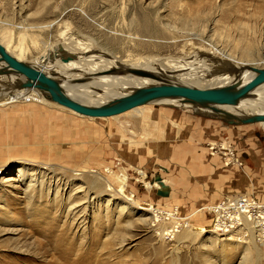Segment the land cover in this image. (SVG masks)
I'll return each mask as SVG.
<instances>
[{
	"label": "rangeland",
	"instance_id": "rangeland-1",
	"mask_svg": "<svg viewBox=\"0 0 264 264\" xmlns=\"http://www.w3.org/2000/svg\"><path fill=\"white\" fill-rule=\"evenodd\" d=\"M67 24L72 30L66 39L60 32ZM4 34L10 35L11 47L19 43L23 57L45 55L64 70H73L72 62L84 63L90 54L96 55L94 61L169 57L183 69L190 62L194 75L168 80L210 87L236 77L222 73L238 74L249 65L264 68V0H0ZM79 45L84 49H75ZM245 48L253 51L242 59ZM229 63L240 66L223 70ZM209 68L215 73L207 74ZM30 105L0 109V168H10L0 175V264H70L60 253L74 261L82 254L80 264H264V229L250 234L240 225L218 233L211 215L200 208L231 195L215 183L227 173L236 182L240 175L248 183L244 190L252 188L248 194L264 203L260 124H228L219 112L163 103L126 112L138 115L131 125L123 124L126 114L78 122L52 104ZM144 109L153 111L155 133L162 136L149 133L153 124L143 121ZM66 115L72 117L67 124ZM212 123L220 128L217 135ZM129 137L135 146L124 140ZM20 139L25 154L11 150ZM26 155L59 165H26L21 160ZM18 165L26 167V177ZM94 170L119 191L126 179L128 197L137 204L109 201L106 182H96ZM157 176L170 186L169 196L146 184H155ZM217 190L221 194L215 197ZM157 216L164 218L156 221ZM190 226L201 235L178 238L189 234Z\"/></svg>",
	"mask_w": 264,
	"mask_h": 264
},
{
	"label": "bare ground",
	"instance_id": "bare-ground-1",
	"mask_svg": "<svg viewBox=\"0 0 264 264\" xmlns=\"http://www.w3.org/2000/svg\"><path fill=\"white\" fill-rule=\"evenodd\" d=\"M65 22H66V20H65ZM63 28H64V30H62L60 32V35L64 36L66 38L67 35L71 34V30L72 29L70 28V26L68 24L66 26H64ZM32 39H34L35 42H38V40H40L36 36H34V38H32ZM0 42L3 45H5L9 50L14 52L19 58L28 61L34 67L44 71L47 75H49L50 77H52L55 80H57V82L59 83L61 88L71 98H73V99H75L77 101L83 102V103H85L87 105H91V106L99 105V104H105V103L111 102V101H113V100H115L117 98H120L123 95H126V94H129V93L133 92L135 89H137L139 87H142V86H150V85L161 84V83H172V84H182V85L197 86V85H192V84H189V83L185 84L184 82L168 80L166 78V77H169V76L181 77V76H185L187 74H189L190 77H193V75H194V72H193V70L191 69V66H190V62L185 63L184 66H186V65L187 66L185 67V69H183V66L179 65L177 67V66L174 65L176 62H174V61L171 62V60L169 61L168 60L169 57L164 59V60L162 58H160V57L138 56V57H133V59H125V60H119V59H115V58L114 59L113 58L112 59L101 58V59H99V61H94L93 58H95L96 55L90 54L89 56H87V60L84 63L79 62L80 60L77 61V62H75V61L72 62V64H74L73 65L74 66L73 70H71L72 68H70V67L68 68V66H69L68 64H66L68 69L64 70V69H62V67L60 65L58 66L59 62H57V63L53 62L56 59L51 58V59H53L52 62H51V59L49 58V60H48V57L45 56V55H42L41 57H38L37 59H34V60L33 59L30 60V59H27V58L23 57L22 55H20L17 52V48L19 46L18 45L19 43L17 45H15L14 47L10 46V44H9L10 35L9 34H4L3 36L1 35L0 36ZM78 44H80L79 41H78ZM247 45H249V44L247 43ZM81 46L83 47V45H79L77 48L75 47V49H77V50H79L78 48H80V50L84 49ZM249 46H246V47H249ZM89 48L85 49V50H82V52L83 53H85V52L87 53L89 51ZM252 51H251V48H245L241 52V58L242 59L243 58H250V55H251ZM73 52L74 51H72V53ZM59 53L62 54V52H60V51H59ZM63 53H66V52H63ZM63 56L65 57V54H62V57ZM67 56H66V58H67ZM69 56H70V54H69ZM69 56H68V58H69ZM78 57H79V55H78ZM84 59L85 58H83V60ZM68 62H69V60L67 61V63ZM163 62H165V63H163ZM73 66H71V67H73ZM239 66L229 63L228 67H226L223 70H228V69H232L234 67H239ZM251 66L252 65H249L250 68L242 66V68L240 69L238 74L237 73L234 74V72L222 73V74H233L236 77L235 78H231V80L229 79L230 82L226 81V83L220 84V85H216V86H224V85L232 84V83H235V82H240L241 84H244V83L248 82L257 73V69H259V68H257V69L253 70V68H251ZM252 67H254V66H252ZM68 70H70V71H68ZM180 71H181V73H180ZM215 71H216V69L212 70L211 68H209V70L207 71V74L209 73V75L210 74L212 75V74L215 73ZM178 74H180V75H178ZM220 74L221 73H219L218 75H220ZM55 75H57V76L59 75L58 77H60V78H58ZM199 75L203 76V75H206V74L203 73V74H199ZM214 77H216V76H214ZM182 78H184V77H182ZM153 79H156V80H153ZM160 80H162V81H160ZM25 81H26L25 77L23 75H19V74L18 75L17 74H11V75L0 76V91H1L0 92V109L1 108L5 109L6 107L7 108H21L20 106L23 107V105H25V104L29 103V105H30V103H32V102H39V103L45 104L44 107H46V104L47 105H49V104L51 105L52 104V105L56 106V108H59V110L65 112V113L67 111L68 114H70L71 116L77 117L79 119L78 122H80V121H87L88 122V121H91V120L92 121H96L98 119L99 120H104V119H108V118L113 117V116H110V117H93V116H87V115L80 114V113L76 112L75 110H73V109H71L69 107H66L64 105H61V104L51 100V98L48 96L47 92L40 91V90L35 89V88L26 87L25 86ZM155 103H163L165 105H171V106L182 105V106L192 107L193 111H200V112L202 111V112L215 113V111L211 110L209 107L198 106L197 104H194V103H192L190 101H187L185 99H182V98H161V99H155V100L150 101L149 103H147L145 105H142V106L153 105ZM33 106H34V103H33ZM142 106L133 108V109L128 110L126 112H130V111H134V110L135 111L136 110H140L139 108H141ZM219 108L222 109L221 113L220 112L219 113L216 112V113L219 114L221 117H223V118L224 117H226V118L230 117V118H234L237 121H239L242 118L255 116L257 114H264V83L260 84L255 89H253L251 91V93H249L247 96H245L242 99H240V101H239V103L237 105H235V106H219ZM144 111H145V113L141 110V113L143 114L142 115L143 121L151 122L153 124V129H151V132H149V133L153 134V136H156V137H157L158 134H159V136H162L160 134V132L155 133L158 128L155 127V124L153 123V121H155L154 120L155 116H154L153 111H151V110H147L146 111L145 109H144ZM52 112H53V110H52ZM126 112L118 114V115H114V117L115 116H121L122 114H126ZM71 116H67V115L65 116L66 117L65 123L68 122V119L72 118ZM137 116L135 115L134 117H137ZM134 117H132V115L130 116V115L126 114L125 118L123 120L124 121L123 124L124 125H126V124L131 125L132 122H135V118ZM46 118H48V117H46ZM43 121H44V119H43ZM47 121H49V120H47ZM62 124H64V122H62ZM237 124H243V123L239 122ZM247 124H249V123H247ZM255 124H257V125L260 124V126L264 127V121H259V123L255 122ZM48 126H49V124H48ZM57 126H59V125H57ZM46 129H44V130H46ZM124 140H126L129 143V144L126 143L128 145L135 146L137 144V141H135V139L130 138V137L129 138H125ZM20 141H21V143L23 145L24 144V139H20ZM29 142H31L30 139H29ZM145 142L142 143V145L146 146L147 143H145ZM122 143H124V142H122ZM35 144L38 145L37 143H35ZM223 144H224V147H225L226 143H223ZM41 147L38 148L40 151H41ZM43 147H45L44 144H43ZM45 148L48 151H51V150L54 151L55 150V148L52 147L51 145L50 146L46 145ZM20 154H25L23 149H21V153ZM21 160H22V162H26L25 163L26 165L34 163V162L39 163V165H43V167L44 166H48L49 168L51 166H53V165H59L57 161L52 162V160L46 161V162H41V161L38 160V156H36V158H31L28 155H26V157L21 158ZM233 162H235V161H233ZM17 168H18V171L20 173H22V175L24 177L27 176V174H26L27 173V169H26V167L24 165H18ZM64 168H66V167H64ZM9 169L10 168H8V169L0 168V175L3 174V172H5L6 170L8 171ZM67 169H69V168H67ZM70 170H72V169H70ZM73 171H78V170H74L73 169ZM93 173H95L96 182H102V184L104 183L99 178H101L102 180H104L106 182V184H105L106 187H107L106 190L111 193L109 201H112V197H113L114 199H121V200L123 199L125 201V203L128 204V205L137 204L135 201L131 200L132 199L131 197H130L131 199L128 197L129 193H128V190H127V188L125 186L126 183H127L125 181L126 179L125 180H123V179L121 180V179H119L120 176L118 177V176L115 175L117 177L116 179H118L119 181L121 180V183H123L121 185L122 189L119 191L117 188L112 186L113 184L111 183V179L106 178L100 172H96L95 170H94ZM142 175H144V174H142ZM34 176L35 175H33L32 177H34ZM156 180H157V182L155 184L153 183V185L150 184L149 182H146V184L149 185L152 188V190H154L155 188H158L156 190V192L159 195L167 196L168 193L170 194V186L165 184L164 179H162L160 176H157ZM50 182L53 183V180H51ZM42 183H43V181H42ZM49 184H50L49 188H51V183H49ZM34 185H36V184H34ZM55 185H56V188H58L57 189V193H58L60 191V189H61L59 181H57L55 183ZM234 185H237V183L234 182L233 179H232L231 187L234 186ZM98 186H97V188H98ZM100 186H102V185H100ZM124 186H125V188H124ZM231 187H229V188L231 189ZM243 188H245V186H243ZM247 191H249V189H246V190L242 191L241 193H237L234 190H232V192L230 193L231 195L229 197L233 198V200H235V201L238 200L239 197H243V196H252L253 197V195H249L248 194L249 192H247ZM100 193H101V191H97L96 192V194H98V195ZM85 195H86V193H85ZM81 196H79L80 200L82 199ZM82 197H84V196H82ZM109 201H108V204H109ZM203 206H205V205H203ZM203 206H201L200 208L204 212V209L202 208ZM136 207H139V205H137ZM132 209H136V208L132 207ZM235 214H238V213L236 212ZM241 216L243 217L242 218L243 221H242V225L241 226L246 228L249 231L250 234H257V232H259V231L262 232V230L264 229V215L262 217L260 216V218L258 217V219L257 218L254 219L253 217H251L252 215L248 214V213H246L244 215H241ZM166 217H168V216L166 215ZM171 217H173V216H171ZM163 218L164 217L157 216L156 221H160ZM166 220H169L170 223H175V221H177L176 219H169V218H166ZM236 226H240V225H235L231 229H233ZM187 231H188L189 234H183L182 236H181V234H177L178 238L184 239V238H188V237H191V236L201 235L200 234V229L196 228V227H193V226H190ZM59 255H60V257L62 256L63 258L69 259L71 261L70 264H80V262L82 260V257H83V256L80 257L82 255L81 254L78 257V259H76L74 261V260L70 259L69 255L68 256H64L65 255L64 253H60Z\"/></svg>",
	"mask_w": 264,
	"mask_h": 264
},
{
	"label": "water",
	"instance_id": "water-1",
	"mask_svg": "<svg viewBox=\"0 0 264 264\" xmlns=\"http://www.w3.org/2000/svg\"><path fill=\"white\" fill-rule=\"evenodd\" d=\"M250 68V67H249ZM251 68L257 69L255 67ZM19 74L26 79L25 86L45 91L51 100L69 107L76 112L93 117H110L124 113L133 108L145 105L150 101L161 98H182L198 106L209 107L215 112L222 111L219 106H235L240 99L247 96L253 89L264 83V68L257 69V73L246 83L235 82L224 86L198 87L191 85L161 83L142 86L133 92L123 95L111 102L99 105H87L71 98L61 88L57 80L44 71L34 67L28 61L19 58L0 42V76ZM228 124L255 123L264 121V114L242 118L224 117Z\"/></svg>",
	"mask_w": 264,
	"mask_h": 264
},
{
	"label": "built area",
	"instance_id": "built-area-1",
	"mask_svg": "<svg viewBox=\"0 0 264 264\" xmlns=\"http://www.w3.org/2000/svg\"><path fill=\"white\" fill-rule=\"evenodd\" d=\"M202 208L211 215L212 230L218 233H226L233 226L242 225L241 215L246 213L251 214L254 219L264 215V203L254 196L239 197L236 201L229 196H224L217 202ZM236 212L238 214H235Z\"/></svg>",
	"mask_w": 264,
	"mask_h": 264
},
{
	"label": "crops",
	"instance_id": "crops-1",
	"mask_svg": "<svg viewBox=\"0 0 264 264\" xmlns=\"http://www.w3.org/2000/svg\"><path fill=\"white\" fill-rule=\"evenodd\" d=\"M210 126L211 127H214V129H213V135H217L218 133H219V129L220 128H218L217 126H216V124H214V123H212V124H210ZM22 145V143H20V144H17V142L15 143V148H13V149H11V150H13V151H15V152H21V148H20V146ZM18 147V148H17ZM180 156V155H179ZM230 173V172H229ZM222 174H224V172L222 171L220 174H216V175H219V176H221ZM226 178V176H224L223 177V179L221 178L220 180H218V179H215V183L216 184H219V185H221L220 186V188L221 189H223V190H225V191H227V192H229V193H231L232 192V190H236V188H238V190L239 191H244V188H243V186H245V187H247V185H248V183L246 184V182L247 181H242L240 178V175H239V177L237 178V175L235 176V178H237L238 179V181L236 182V181H234V182H236L237 183V185H234V186H232L231 187V184H232V178H231V176L227 173V178L226 179H228V181H229V183H227V184H224L225 182H222V181H225L224 179ZM242 182H241V181ZM240 183H242V184H240ZM225 185H229L228 187L227 186H225ZM240 185H241V187H240ZM229 187H231V189L229 188ZM236 187V188H235ZM234 188V189H233ZM246 190V189H245ZM251 190H252V188H251ZM250 190V188H249V191H251ZM248 192V191H247ZM221 194V190H217V191H215V197H217L218 195H220ZM209 197V196H208ZM259 197L262 199V198H264V196H262V195H259ZM200 209V208H199Z\"/></svg>",
	"mask_w": 264,
	"mask_h": 264
}]
</instances>
